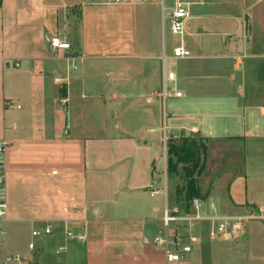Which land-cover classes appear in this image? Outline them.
Listing matches in <instances>:
<instances>
[{"label": "crops", "instance_id": "0c3cea01", "mask_svg": "<svg viewBox=\"0 0 264 264\" xmlns=\"http://www.w3.org/2000/svg\"><path fill=\"white\" fill-rule=\"evenodd\" d=\"M181 1L189 15L175 37L167 13L176 0H2L8 221L0 264L10 254L22 256L11 264H182L196 249V264L263 263L261 232L246 243L192 244L176 262L154 242L164 227L157 168L164 129L171 136L264 135V122L255 121V111L264 116V0ZM55 36L70 48L53 47ZM180 45L190 57H174ZM167 69L175 79L164 96ZM126 81L138 90L133 105L147 112L141 119L152 121L143 130L149 151L104 164L96 144L113 120L106 97L117 98L116 84ZM121 131L109 135L112 143L132 137ZM48 225L50 234L32 235Z\"/></svg>", "mask_w": 264, "mask_h": 264}, {"label": "rangeland", "instance_id": "374dc122", "mask_svg": "<svg viewBox=\"0 0 264 264\" xmlns=\"http://www.w3.org/2000/svg\"><path fill=\"white\" fill-rule=\"evenodd\" d=\"M175 37H180V35H175ZM167 89L169 90V88ZM113 92L117 94V98L113 99L111 92L110 95H107L106 97V99L110 102L109 105L110 111L113 115V120L109 122L107 128V137L100 138L99 140H97L98 142L96 144V148L98 150V153L100 154V160L104 164L117 162L122 158L127 160L128 154L135 155L137 158H141L142 154L149 151L148 147H144V141L146 138L144 139L143 130L148 129L149 124H152V121L141 119L144 118L143 115H146L147 112L145 110H142L140 106H134L132 103L138 95V90L136 89L131 91L129 88V84L126 81L123 84L117 83L116 88ZM255 115V121L258 124H263L264 116H262L260 110L255 111ZM116 125H119V128ZM102 126L103 125L101 123V131ZM105 129H103V131ZM130 129L132 131H129ZM121 130L126 133L129 132L132 137H127L126 134L123 138L125 140L112 143V139L109 135H115L118 132L122 133ZM256 132L257 131H255V133ZM167 134L169 136L170 131H167ZM181 136L183 135H170L169 137L179 139V137ZM138 139L141 140L139 141V144H137ZM237 139L238 140H234V143L237 147L234 151H239L240 154L237 155L242 158V160L243 156L245 159V162L243 163L244 165L242 166V170L240 172L236 167H231L225 169V171L219 177L212 178V175L218 172V170L221 168V159L226 158V155H224L223 150L218 145L210 150L208 166L200 179L202 198H204V202H206L204 208L201 210V213L207 210L211 202L217 204L218 211H241L250 208L252 205L259 204L264 200V135H257L256 137L247 138L238 137ZM89 150L90 160L93 156V154L91 155L92 147L89 148ZM159 160L160 157L158 159V162H160ZM226 161V163H229L231 165L233 163H236L238 161V158L235 155L230 154ZM162 162L163 161H161V163L158 165V169L163 168ZM137 163L140 164V160L137 161ZM125 164L127 165V161L125 162ZM138 165L135 169V172L137 174L139 172ZM178 182L179 180L176 177L172 180L169 179L168 184L171 192L174 189V185ZM117 184L118 187H122L121 182ZM124 186L126 185L124 184ZM208 190L210 191V196L204 197ZM119 194L120 193H117V195ZM253 201L256 202L252 203ZM171 229L172 225L169 227V231ZM165 232L166 227L164 225L162 234H165ZM182 232H185V230H183ZM260 232L262 233V242L264 245V222L258 220L249 221L246 226V233H244L239 238V243L252 241L254 235L257 237L258 233L260 234ZM247 236H249V239H247ZM5 238V235H0V257L3 251L2 248L4 246L3 242H5ZM185 240L186 239H184V241ZM224 240L230 241L229 239H215L208 242L199 241L193 243V245L197 247L200 245H212ZM196 251L189 255V257H193V261L191 258L190 262L188 263L186 260H188L189 257H187L186 260L184 259L182 261V264H196ZM186 255H183L182 259ZM215 260L216 262H213V264H218L221 262L219 258H215ZM212 261L213 259L211 260V264ZM239 263L245 264V260H241ZM206 264H209V262H206ZM262 264H264V260Z\"/></svg>", "mask_w": 264, "mask_h": 264}, {"label": "built area", "instance_id": "2783aa9c", "mask_svg": "<svg viewBox=\"0 0 264 264\" xmlns=\"http://www.w3.org/2000/svg\"><path fill=\"white\" fill-rule=\"evenodd\" d=\"M189 15V8L186 3L176 0L174 7L167 13L170 31L175 35H182L184 32L185 20ZM50 44L55 48L68 49L70 43L62 41L55 36L50 39ZM191 51L180 45L174 48V57H190ZM174 71H164L163 95L166 94L168 87L167 80H174ZM182 92H176V96H181ZM61 103L65 104L66 99L62 98ZM12 106V104H10ZM264 111V107H263ZM163 134V183L162 193L165 197V206L163 212V222L166 227L165 234L157 235L154 239L156 245L161 246L167 255L169 261H180L183 255L192 251V244L203 240L229 239L237 240L245 232L246 226L251 220L264 222V203L252 205L250 208L241 211H218L217 204L211 202L207 210L201 213L205 203L199 198H194L191 203V212L182 213L178 207L170 206L168 203V178H167V159H168V140L169 136L164 129ZM6 149L7 143L0 140V235L6 234L7 229V188H6ZM157 193V190L152 192ZM172 229L169 231V227ZM204 225V226H203ZM181 230V231H179ZM185 230V232H182ZM52 232L50 225L43 230L35 229L33 236L48 235ZM69 237H77L85 240L87 236L84 233L76 234L72 230L67 231ZM184 239H186L184 241ZM29 248L34 249L35 243H29ZM22 256L19 254H10L6 256L2 264H11L20 262Z\"/></svg>", "mask_w": 264, "mask_h": 264}, {"label": "trees", "instance_id": "16d2710c", "mask_svg": "<svg viewBox=\"0 0 264 264\" xmlns=\"http://www.w3.org/2000/svg\"><path fill=\"white\" fill-rule=\"evenodd\" d=\"M1 2L2 0H0V7ZM235 139L238 140L236 137L211 138L203 137L199 134L183 135L179 137V139L169 138L167 143L168 183L169 179L172 180L175 177L179 180V182L174 185L172 192L168 184V203L170 206H176L180 212L188 213L191 212V203L194 198H199L204 201L201 193L200 179L208 166L210 150L217 145L221 147L226 158L221 159V168L212 175V178L219 177L227 168L236 167L239 172L242 170L245 159L244 156L243 160L238 156L240 154L239 151H234L237 148L234 143ZM230 154L238 158V161L231 165L226 163V159ZM209 190L204 197L210 196ZM201 241L208 242L210 240L204 238Z\"/></svg>", "mask_w": 264, "mask_h": 264}]
</instances>
